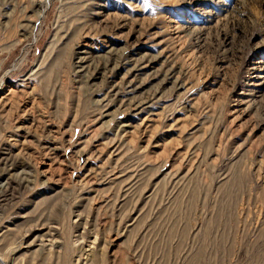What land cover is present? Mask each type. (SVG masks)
Wrapping results in <instances>:
<instances>
[{
	"label": "rangeland",
	"instance_id": "rangeland-1",
	"mask_svg": "<svg viewBox=\"0 0 264 264\" xmlns=\"http://www.w3.org/2000/svg\"><path fill=\"white\" fill-rule=\"evenodd\" d=\"M0 0V264H264V0Z\"/></svg>",
	"mask_w": 264,
	"mask_h": 264
},
{
	"label": "bare ground",
	"instance_id": "bare-ground-1",
	"mask_svg": "<svg viewBox=\"0 0 264 264\" xmlns=\"http://www.w3.org/2000/svg\"><path fill=\"white\" fill-rule=\"evenodd\" d=\"M50 1H51V0H48V3H47V4H50Z\"/></svg>",
	"mask_w": 264,
	"mask_h": 264
}]
</instances>
